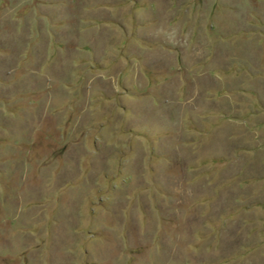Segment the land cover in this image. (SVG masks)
Returning <instances> with one entry per match:
<instances>
[{
  "label": "rangeland",
  "instance_id": "1",
  "mask_svg": "<svg viewBox=\"0 0 264 264\" xmlns=\"http://www.w3.org/2000/svg\"><path fill=\"white\" fill-rule=\"evenodd\" d=\"M0 264H264V0H0Z\"/></svg>",
  "mask_w": 264,
  "mask_h": 264
},
{
  "label": "crops",
  "instance_id": "2",
  "mask_svg": "<svg viewBox=\"0 0 264 264\" xmlns=\"http://www.w3.org/2000/svg\"><path fill=\"white\" fill-rule=\"evenodd\" d=\"M46 16V15H45ZM49 16V17H48ZM47 18H48V20H52V18H51V16L50 15H48L47 14V16H46ZM57 21V19L56 20H54V22H56Z\"/></svg>",
  "mask_w": 264,
  "mask_h": 264
}]
</instances>
